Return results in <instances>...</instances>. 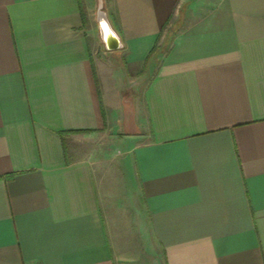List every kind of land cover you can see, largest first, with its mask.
Returning <instances> with one entry per match:
<instances>
[{
	"label": "crops",
	"instance_id": "0c3cea01",
	"mask_svg": "<svg viewBox=\"0 0 264 264\" xmlns=\"http://www.w3.org/2000/svg\"><path fill=\"white\" fill-rule=\"evenodd\" d=\"M102 2L0 0V264H264V0Z\"/></svg>",
	"mask_w": 264,
	"mask_h": 264
},
{
	"label": "water",
	"instance_id": "95a60500",
	"mask_svg": "<svg viewBox=\"0 0 264 264\" xmlns=\"http://www.w3.org/2000/svg\"><path fill=\"white\" fill-rule=\"evenodd\" d=\"M98 8L99 9L97 12V23L99 26L100 36H101L102 40L104 42H106L109 49L121 48L122 44L120 42V39L114 33L106 12H104L102 10V5L100 4V6ZM112 38H116V40H117V44L115 46H112V45L110 46V40Z\"/></svg>",
	"mask_w": 264,
	"mask_h": 264
},
{
	"label": "rangeland",
	"instance_id": "374dc122",
	"mask_svg": "<svg viewBox=\"0 0 264 264\" xmlns=\"http://www.w3.org/2000/svg\"><path fill=\"white\" fill-rule=\"evenodd\" d=\"M100 4L102 5V10L104 11V12H106L105 11V9H104V5H103V2H102V0H94V11H93V14H94V17H95V19H96V23H94V26H95V34H96V36L97 37H99L100 36V30L97 28V25H98V23H97V12H98V7L100 6ZM96 9V10H95ZM107 14V13H106ZM99 27V26H98ZM147 71H145V72H143L142 74H140L139 76H136V78H134V79H141L142 77H144V76H146L147 75V77H149L150 76V74L152 73V71H150L149 69H146ZM146 79V78H145Z\"/></svg>",
	"mask_w": 264,
	"mask_h": 264
},
{
	"label": "trees",
	"instance_id": "16d2710c",
	"mask_svg": "<svg viewBox=\"0 0 264 264\" xmlns=\"http://www.w3.org/2000/svg\"><path fill=\"white\" fill-rule=\"evenodd\" d=\"M80 2H81V0H80ZM6 177V179H9L11 176H5Z\"/></svg>",
	"mask_w": 264,
	"mask_h": 264
}]
</instances>
